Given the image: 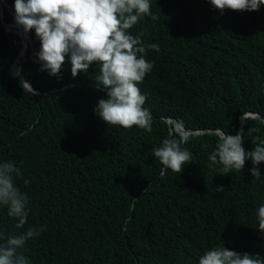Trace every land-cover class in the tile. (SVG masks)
<instances>
[{"label": "trees", "instance_id": "1", "mask_svg": "<svg viewBox=\"0 0 264 264\" xmlns=\"http://www.w3.org/2000/svg\"><path fill=\"white\" fill-rule=\"evenodd\" d=\"M5 2L14 9L13 0ZM1 11L6 24L16 23L7 7ZM151 12L155 19L145 16L130 30L159 45L148 50L154 67L138 85L153 117L150 132L107 125L95 114L107 91L96 64L73 77L66 57L59 77L40 71L34 30L23 74L48 94L23 89L10 73L21 39L0 17V161L21 169L15 183L30 198L24 228L3 207L0 230L46 227L17 250L30 264H197L224 243L264 258L256 218L264 162L259 180L250 160L242 171L222 173L209 160L219 133L208 132L235 135L243 114L264 116V5L221 14L207 0H152ZM169 118L203 132L181 144L192 153L182 172L162 177L153 149L182 136ZM241 134L245 150H253L264 141V122L246 118Z\"/></svg>", "mask_w": 264, "mask_h": 264}, {"label": "clouds", "instance_id": "2", "mask_svg": "<svg viewBox=\"0 0 264 264\" xmlns=\"http://www.w3.org/2000/svg\"><path fill=\"white\" fill-rule=\"evenodd\" d=\"M207 2L221 14L229 9L258 11L264 5V0ZM151 3L152 0H13L16 23L25 32L34 30L40 42L34 61L39 64L40 71L59 77L66 57L73 77L87 72L96 64L99 68L98 83L107 91L105 98L98 100L95 114L107 125L136 126L149 132L153 117L151 111L144 107L147 97L138 85L154 67V62L146 58L148 50L158 52L159 45L145 44L143 33L134 36L130 30L145 16L156 18L151 12ZM12 28L10 32L16 33V28ZM10 73L12 75L11 68ZM25 81L29 83L26 78ZM252 114L260 115L247 112L240 117V123L249 117L257 118ZM172 119L168 120L174 128L183 127L181 121L173 122ZM216 130L219 129L208 132ZM198 132L201 134L203 131ZM217 133L216 150L209 156L212 164L222 165L221 172L227 174L232 170L242 171L246 160H250L254 165L249 170L250 174L259 180L262 176L259 165L264 162V141L255 143L253 150L246 151L241 133L232 135L222 130ZM186 141L187 136L172 135L153 149L154 157L163 165L162 177L168 169L181 173L191 160L192 153L181 147ZM19 176L21 169L14 162L0 161V208L6 207L7 215L17 221L16 228L23 229L28 221L30 198L15 183ZM29 182L24 181L25 184ZM223 188L219 186L218 190ZM256 218L259 230L264 233V203L257 206ZM45 230V226L38 228L35 225L19 234H6L0 230V264H30L29 259L18 254L17 250ZM224 244L206 249L197 264H264V258L259 254L238 253Z\"/></svg>", "mask_w": 264, "mask_h": 264}, {"label": "water", "instance_id": "3", "mask_svg": "<svg viewBox=\"0 0 264 264\" xmlns=\"http://www.w3.org/2000/svg\"><path fill=\"white\" fill-rule=\"evenodd\" d=\"M0 6H5L7 7V9L10 11V13L15 17V12L14 9L7 3L5 2V0H0ZM0 17L2 22L5 24V29L7 31L10 32V30L8 29L9 26H14L16 28V33L19 34V37L21 39V49L20 52L18 54V57L16 58L15 62L13 63L11 69L13 68V66L15 65V63H18V70L15 74L12 73V76L14 77V79L18 82V84L25 89L27 92H29L31 95L36 96V95H43V94H48V93H42L39 91L34 90L29 83H27L25 81V77L23 76V64L27 59V51H28V43L31 42L30 37L28 32H25L23 30V28L21 26H19L17 23L15 24H6L4 21V17H3V12L1 11L0 13ZM55 91H52L50 93H54ZM252 117H257L261 120H264L263 116L260 115H256V114H252ZM172 121L174 122L175 119H172ZM246 124V122L244 120H241L240 123V128H239V132L238 133H242L243 127ZM178 131H180V133L183 136H186L188 133H195V134H199L198 131H192V130H187L185 128H177ZM217 132H221V130H216Z\"/></svg>", "mask_w": 264, "mask_h": 264}, {"label": "bare ground", "instance_id": "4", "mask_svg": "<svg viewBox=\"0 0 264 264\" xmlns=\"http://www.w3.org/2000/svg\"><path fill=\"white\" fill-rule=\"evenodd\" d=\"M8 29L11 30V29H12V26H9ZM16 64H17V63H15V65H16ZM15 65H14L13 68L11 69V72H12L13 74H15V73L17 72V70H18V65H17V67H16V70H14V69H15Z\"/></svg>", "mask_w": 264, "mask_h": 264}]
</instances>
